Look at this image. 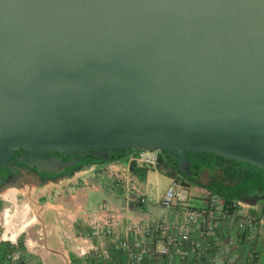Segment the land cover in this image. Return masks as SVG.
I'll use <instances>...</instances> for the list:
<instances>
[{
	"label": "water",
	"instance_id": "water-1",
	"mask_svg": "<svg viewBox=\"0 0 264 264\" xmlns=\"http://www.w3.org/2000/svg\"><path fill=\"white\" fill-rule=\"evenodd\" d=\"M118 148L264 170V0H0V168Z\"/></svg>",
	"mask_w": 264,
	"mask_h": 264
},
{
	"label": "crops",
	"instance_id": "crops-1",
	"mask_svg": "<svg viewBox=\"0 0 264 264\" xmlns=\"http://www.w3.org/2000/svg\"><path fill=\"white\" fill-rule=\"evenodd\" d=\"M134 151L116 149L117 158L112 160L81 164L53 177L22 173L0 184V211L25 206L28 217H35L28 228L31 242H25L23 235L16 244L0 241V264H204V260L213 264H264V228L256 242L247 241L240 237L232 220L221 223L212 235L199 238L200 252L187 245L184 257L155 252L140 261L132 260L136 251L121 249L120 241L129 236L133 224L179 217L177 212L159 205L173 181L186 187L194 205L203 202L209 192L202 185L184 180L168 161L155 166L130 161ZM159 185L161 191L155 193ZM147 196L155 199L148 202ZM240 200L264 217V191ZM102 205L106 210L98 211ZM92 215L99 223L111 222L106 225L110 236L86 238ZM145 239L156 250L167 242L160 232L148 233ZM91 245L97 250L92 251ZM78 247L88 253L80 254ZM12 252L18 253V261L8 258Z\"/></svg>",
	"mask_w": 264,
	"mask_h": 264
},
{
	"label": "built area",
	"instance_id": "built-area-1",
	"mask_svg": "<svg viewBox=\"0 0 264 264\" xmlns=\"http://www.w3.org/2000/svg\"><path fill=\"white\" fill-rule=\"evenodd\" d=\"M160 153L158 150L135 149L130 155L129 160L147 166H155L159 161ZM159 205L164 210H172L179 214L171 221H146L144 224H133L128 229V237L120 241V248L123 250L136 251L132 255V260L140 261L145 255L158 253L159 255H179L184 257L188 251L187 245L193 250L199 249V238L212 235L221 223L233 221L242 239L256 242L264 228V217L252 212L249 207L240 199L225 202L221 197L207 192L203 197V202L194 205L191 201L190 192L180 182L173 181L165 190L159 201ZM106 208L99 206L98 211ZM25 206L4 207L0 211V241L9 244H16L17 238L23 235L25 242H31V235L28 231L29 224L35 217L29 218ZM113 218V215L111 216ZM32 219V220H30ZM111 222L99 223L97 217H89V232L86 238H97L99 236H110L111 231L106 227ZM154 232L162 233L167 242L159 249H153L146 241L145 235ZM144 236V237H143ZM187 246V247H186ZM91 250L97 247L91 245ZM228 251V247L226 248ZM80 254H87L88 251L78 247ZM8 258L18 261V253H10ZM204 264H213L206 261ZM127 264V263H123ZM203 264V263H202Z\"/></svg>",
	"mask_w": 264,
	"mask_h": 264
},
{
	"label": "trees",
	"instance_id": "trees-1",
	"mask_svg": "<svg viewBox=\"0 0 264 264\" xmlns=\"http://www.w3.org/2000/svg\"><path fill=\"white\" fill-rule=\"evenodd\" d=\"M22 151L23 150L16 151L11 156V159L22 153ZM165 153L168 156L167 161L170 162L175 171L180 174L184 180L204 186L210 193L221 197L225 202H230L234 199H249L253 195L264 191V175H260V172H264V170L249 163L226 158L212 152H186V156L191 162V173L186 175L177 167L176 162L167 151H165ZM115 158L117 157L112 153L109 160ZM99 161L101 160L86 155L83 161L65 169L64 171L68 172L81 164ZM158 162H164L161 155ZM18 164L23 163L18 162ZM247 165L252 169H247L245 167Z\"/></svg>",
	"mask_w": 264,
	"mask_h": 264
},
{
	"label": "flooded vegetation",
	"instance_id": "flooded-vegetation-1",
	"mask_svg": "<svg viewBox=\"0 0 264 264\" xmlns=\"http://www.w3.org/2000/svg\"><path fill=\"white\" fill-rule=\"evenodd\" d=\"M51 153L53 155H55L56 157H60L61 160H68L71 157V156L65 157L62 154L57 153V152H51ZM22 173H25L28 176H37L38 178H46V177L56 176V174L50 175V174L44 173L42 171L38 172L34 167H26L23 164H18V169L16 171H12L11 169H8V168H0V176L4 178V181H2L0 184L6 182L9 179H12L16 176H19ZM62 173H65V171ZM62 173H60V174H62Z\"/></svg>",
	"mask_w": 264,
	"mask_h": 264
},
{
	"label": "rangeland",
	"instance_id": "rangeland-1",
	"mask_svg": "<svg viewBox=\"0 0 264 264\" xmlns=\"http://www.w3.org/2000/svg\"><path fill=\"white\" fill-rule=\"evenodd\" d=\"M159 151V153H160V155L162 156V158L164 159V161L165 162H167V160H168V156H167V154L165 153V151H160V150H158ZM247 169H252L251 167H249L248 165L247 166H245ZM261 174L260 175H264V172H260ZM161 186L159 185L158 186V190L157 191H154L155 193H157L159 190L161 191ZM146 199H147V201L148 202H150V201H152L153 199H155V197H149V196H147L146 197Z\"/></svg>",
	"mask_w": 264,
	"mask_h": 264
}]
</instances>
